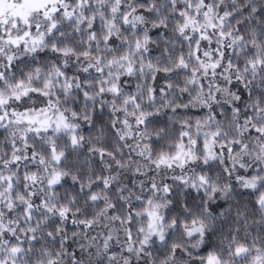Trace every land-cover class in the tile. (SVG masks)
Listing matches in <instances>:
<instances>
[{"label": "snow or ice", "instance_id": "snow-or-ice-1", "mask_svg": "<svg viewBox=\"0 0 264 264\" xmlns=\"http://www.w3.org/2000/svg\"><path fill=\"white\" fill-rule=\"evenodd\" d=\"M237 15L234 7L226 8L221 0H167L166 6L151 0H0V60L5 64V70L0 71V136L5 140V150L0 154V264L31 261L37 255L36 247L42 243L38 233L44 228L47 231L43 239L55 247L50 249L45 244L41 248V264L45 259L46 264H59V250L63 248V255H67L72 248L66 244L64 233L72 230L75 234L79 229L87 238L101 216L129 225L128 243L124 247L127 253L150 254L153 241L171 239V229L166 233L162 227L166 217L151 194L162 188L165 195H171L175 191L169 187L171 180L184 184L185 177L173 176L160 185L154 181H141L137 185L129 178L125 184L117 171L124 167L118 145H113L111 138L86 144L84 134L95 129L99 122L108 127L124 148L134 138L146 140L141 133L151 115L145 112L140 95L131 86L133 74L144 73L146 69L158 85L149 90L153 100L164 93L162 85L168 83V75L190 71L193 75L189 82L204 87L205 76L219 73L231 83L233 69L238 66L233 65L227 50L237 49L244 37L237 34L240 28H227L226 21ZM146 17L155 21L151 29L144 26ZM170 28L181 41V47L177 48L175 41L169 47ZM154 38L164 41L156 49L155 64L152 56L144 58ZM18 50L31 54L32 59L26 55L18 60ZM186 51L191 60L201 64L203 75L195 68L190 69ZM173 58L175 69L161 68L160 60ZM22 61L30 71L22 72L19 78L15 75L9 78V70L14 71ZM241 80L237 74V83ZM243 97L241 88L237 99ZM29 98H33L32 102ZM259 105L257 100L252 112L259 113ZM224 111L226 108L220 113L213 112L212 118L219 123ZM232 111L238 112L239 105ZM244 116L255 124L251 112ZM248 131L264 135V128L258 125ZM220 135L217 128L207 138L192 143L207 151L209 139L214 143ZM181 136L187 141V132ZM239 143L234 141L229 147L223 141L216 151L230 152ZM136 147L139 151L135 155H143L144 148L139 144ZM184 152L182 143L171 160L183 163ZM82 155L87 156L83 163ZM171 160L161 154L157 166L170 169L179 166ZM135 173L143 176L139 168ZM198 179L200 187L192 181L190 192L200 191L208 183L204 175ZM236 179L242 182L253 207L264 208V174L249 171ZM179 203L176 199L168 208L167 219L173 227L187 223L175 218V213L181 216L186 213L185 208L178 207ZM186 205L196 210L203 207L196 204L192 195ZM138 215L147 220L146 225H136ZM191 222L195 225V219ZM134 229L141 234L139 244ZM186 231L198 235L202 242L207 241L194 255L192 264H233L235 260L264 264V228L242 230L240 225L234 228L229 225L218 234H208L201 225ZM101 235L107 250L111 233ZM157 250L162 257L187 255L175 243ZM78 256V252L72 253L73 264H77Z\"/></svg>", "mask_w": 264, "mask_h": 264}, {"label": "clouds", "instance_id": "clouds-1", "mask_svg": "<svg viewBox=\"0 0 264 264\" xmlns=\"http://www.w3.org/2000/svg\"><path fill=\"white\" fill-rule=\"evenodd\" d=\"M151 2L162 6L167 5V0H151ZM221 3L226 8L234 7L238 12L232 21H226V27L232 30L240 28L237 34H242L244 37L237 49L227 50L233 65L238 66L233 69L231 83L222 79L217 73L214 77L205 76L204 87H199L189 82L193 75L190 71L181 73L179 76L165 73L168 75V83L162 85L165 91L157 94L153 100L149 90L158 85L153 83L146 69L144 73H136L131 77V86L140 95L145 112L151 115V119L144 125L141 133L146 140L140 141L134 138L129 142V146L124 148L123 144L113 137L108 127L99 122L95 129H88L84 134L86 144L102 143L111 138L113 145H118L124 167L117 171L120 172L122 182L125 184L128 183L129 178L137 185L141 181L144 183L154 181L160 185L171 180L173 176L185 177L184 184L171 180L169 187L175 189L171 195H165L162 188L159 192L151 194L153 201L158 202L160 213L166 217L162 227L166 233L171 229V239L165 242L153 241L150 245V254L137 255L135 251L127 253L124 247L128 243L126 234L129 225L114 223L111 219L106 220L101 216L87 238H85L84 231L79 229L75 230V234L72 230L64 233L67 235L66 244L71 245L72 248L67 255H63V248L59 250L61 253V256L57 257L59 264H73L72 253L74 251L79 253L77 264H101V262L102 264H192L194 255L207 241L202 242L198 235H189L187 228H198L202 225L208 234H218L222 227L226 229L229 225L233 228L240 225L242 230L264 228V208L253 207L251 197L244 190L242 182L236 179L237 176L247 175L249 171L264 174V135H254L248 131L249 127L257 125L264 128V0H221ZM154 23V20L146 17L144 26L151 29ZM169 31L172 32L168 39L169 47L172 46V41H175L177 48L181 47V41L176 38L174 29L170 28ZM163 43L162 38H154L149 52L144 53L145 60L152 56L153 63H157L156 49L162 47ZM227 43L229 41H225V44ZM7 51L14 50L8 49ZM26 55L29 60L32 59L31 54H26L23 50L16 51L18 60H22ZM185 59L189 60L190 69L195 68L200 75H203L204 69L201 64L191 60L187 51ZM159 63L161 68L167 66L169 69H175L176 67L174 58L162 59ZM4 70V61L0 60V71ZM29 71L30 69L25 67L22 61L17 64L14 71L9 70V78L13 75L19 78L22 72ZM237 74L242 78L240 83H237ZM241 88H244V97L237 99ZM32 99L29 98L30 102ZM257 100L260 101L259 113L252 112ZM237 105H239V111H232V108ZM222 108H226V111L220 115L219 123H217L212 118V113H220ZM246 112L252 113L255 124H250L245 119ZM257 116H259L258 120ZM217 128L220 129L222 135L214 143L209 139L207 151L200 144L192 143L193 140L199 141L207 138ZM182 132L188 133L187 141L183 140ZM223 141H227L229 147L234 141L240 143L230 152L216 151ZM182 143L185 148L184 162L181 163L178 159L171 160L172 155L178 150V145ZM137 144L144 148L143 155H135L139 151ZM4 145L5 140L0 136V154H3L5 150ZM146 145H151V147ZM161 154L168 156L174 165L179 166L171 169L164 165L157 166ZM86 158V155H82L81 163ZM137 168L143 176H137L135 173ZM200 175H204L208 183L200 191L192 189L190 192L192 181H196L197 187H200L198 179ZM189 195L194 196L196 204H202L203 207L196 210L187 206L186 201ZM112 198L115 199V196ZM132 199L134 197L130 198L129 203ZM176 199L180 201L178 207L185 208L186 213L184 216L175 213V218L178 221L187 220V223H177L173 227L167 217L168 208ZM80 200L82 207L83 198L81 197ZM127 211L128 209L125 208L124 213ZM138 211L143 210L138 209ZM193 219H195V225L191 222ZM135 223L137 226L146 225L147 220L138 215ZM46 231L47 229L44 228L38 233V238H42V243L36 247L37 255L32 256L31 261L25 259L24 264H41L39 253L45 244L50 249H54L55 246L50 241L43 239ZM147 231L145 227V234ZM102 232L111 233L112 239L107 250L103 247ZM133 233L136 243L139 244L141 234L136 229ZM170 243L177 244L182 252L186 250L187 255L177 253L175 257L167 255L162 257L157 249H162ZM109 253H112L111 259H109ZM44 264H46V259ZM233 264H244V262L235 260Z\"/></svg>", "mask_w": 264, "mask_h": 264}]
</instances>
